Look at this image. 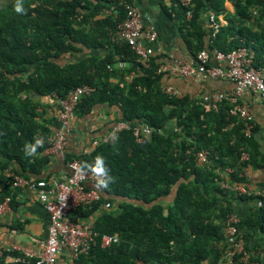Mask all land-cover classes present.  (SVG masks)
I'll use <instances>...</instances> for the list:
<instances>
[{
  "label": "trees",
  "instance_id": "obj_1",
  "mask_svg": "<svg viewBox=\"0 0 264 264\" xmlns=\"http://www.w3.org/2000/svg\"><path fill=\"white\" fill-rule=\"evenodd\" d=\"M225 1L195 0L191 20L185 7L172 9L186 28L191 53L196 57L205 48L228 53L245 47L254 52V66L264 67V0H231L234 12ZM16 2L0 0L2 200L11 196L14 204L6 170L11 167L30 178L50 161L48 155H39L51 146L52 135L42 98L59 102L70 90L89 84L94 90L81 98L75 116L108 105L119 111L112 125L126 121L130 127L113 140L105 141L104 134L85 153H66V161L81 164L103 155L115 177V183L99 190V201L73 211L82 219L92 218L97 233L89 251L76 256V264H229L225 227L232 214L240 218L235 225L245 239L249 264H264V250L251 245L255 233H264V196L255 195L254 189L248 195L230 188L251 185L247 171L264 170L254 121L233 115L234 104L226 98L214 108L211 98L166 92L165 72H159L165 55H153L143 65L118 35L131 0H21L24 14L15 11ZM209 10L227 19L214 36L200 19ZM79 45L89 49V55L64 61L82 49ZM118 60H126L128 67L118 68ZM138 67L143 75L127 80ZM141 125L152 129L143 142L134 135ZM37 136L44 140L43 147L36 156H25L24 145ZM200 151L207 152L202 164L197 160ZM244 153L248 159L242 158ZM257 187L264 189V181ZM241 203L251 204L245 214L237 209ZM104 234L118 235V241L103 247ZM8 254L22 256L23 262L15 264L35 262L4 251L1 264ZM240 257H234V264H242Z\"/></svg>",
  "mask_w": 264,
  "mask_h": 264
},
{
  "label": "built area",
  "instance_id": "obj_2",
  "mask_svg": "<svg viewBox=\"0 0 264 264\" xmlns=\"http://www.w3.org/2000/svg\"><path fill=\"white\" fill-rule=\"evenodd\" d=\"M175 2L176 5L186 8V19L191 20L195 0H175ZM126 9L127 15L119 25L118 35L135 50L138 55V61L143 65H147L149 57L159 52L153 46L158 37L156 28L154 24L146 27L145 16L135 5L126 4ZM208 18L213 29L212 36H214L219 30L221 23L213 10H209ZM144 40L149 42V44L143 43ZM212 59H214V63L211 62ZM253 63L254 52L245 47H240L228 53L218 49L213 51L201 50L192 63L178 66L170 63L162 64L159 72L169 71L187 76L199 72L205 77L230 79L236 84V88L232 93H217L208 98H211L214 108H217V103L222 99H229L234 104L231 110L233 115H239L243 119H251L248 108L240 101L243 90L246 88L252 90L264 101V67H255ZM128 65L126 60H118L116 63L118 68H126ZM107 67L109 70L114 68L110 64ZM143 72V69L138 67L128 73L126 79L130 81L143 75ZM93 90V86L83 84L70 90L66 97L59 100L61 127L54 130L48 141L50 142V147L55 151L60 150L62 152L64 160L66 154L63 149L67 144L66 136L72 130L77 104L83 96L89 95ZM164 90L176 96L182 95L178 88L170 84H165ZM129 127L130 125L126 121L116 122L105 133L104 140H113L122 129ZM250 130L251 126L248 127L246 132L250 133ZM151 133L152 129L148 125L137 126L134 130V135L139 142H143ZM248 157L247 153L242 155L243 159H248ZM197 160L201 164L205 163L207 161V152L200 151L197 154ZM65 163L67 171L59 177L51 176L33 179L17 174L11 167L6 170L7 176L12 178L13 186L26 187L36 192L39 200L50 214L48 236L43 244L42 251L40 253L28 252V258L35 259L33 264H55L58 255L64 248H68L74 256L87 253L97 235L91 222L70 219V214L79 206L90 205L101 199L100 191L89 187V184H95L96 178L87 170L86 174L81 178L75 171V168L81 165V162L77 159L65 160ZM226 186L230 187L228 184ZM230 188L239 194L248 195L252 193L251 189H254L255 195L264 196V189L253 187L246 183ZM11 199V196H6L0 201V219L11 210ZM106 206L109 207L110 203H107ZM239 220L240 218L236 214H232L225 227V236L228 241L226 252L229 264H234V257L237 255L241 256L240 261L242 264H249L250 253L245 250V239L235 225ZM116 241H118V235L104 234L102 236L103 247L110 246ZM4 251L0 250V256Z\"/></svg>",
  "mask_w": 264,
  "mask_h": 264
},
{
  "label": "crops",
  "instance_id": "obj_3",
  "mask_svg": "<svg viewBox=\"0 0 264 264\" xmlns=\"http://www.w3.org/2000/svg\"><path fill=\"white\" fill-rule=\"evenodd\" d=\"M131 1L133 5L143 12L146 19V27L154 24L156 28L158 37L153 46L159 51L157 54L163 53L165 55L162 64L187 65L196 59L197 56L194 57L190 50L185 33L186 28L181 24L178 15L172 10L173 8L177 9L178 6L175 0ZM225 4L229 12H234V5L231 0H226ZM107 12L110 11L108 10ZM208 13L209 11L202 13L200 19L207 30L211 29L213 32L209 23ZM217 16L221 25L227 24L225 14ZM208 36L206 37L205 45H208L210 41ZM143 43L149 44L145 40ZM79 47L82 49L64 56V61H79L89 55V49L82 45H79ZM203 50L213 51L208 48ZM100 52L102 53L103 51ZM211 62L214 63V59ZM163 82L178 88L181 91V96L189 95L193 97L204 96L208 98L217 93L230 94L236 88V84L230 79L205 77L199 72L187 76L167 71L164 74ZM42 101L47 105L45 117L52 122L50 128L53 134L55 129L61 127L59 102L58 99L50 96L43 97ZM240 101L249 110L251 119L257 127L256 137L264 152V101L257 93L247 88L243 90ZM118 116V108L109 107L108 105H98L84 116H75L72 130L66 136L67 144L64 146L63 152L65 154L79 155L89 151L94 141L101 138L113 126L114 119H117ZM39 155H48L50 161L41 171L30 173V178L59 177L67 171V166L60 150L55 151L52 147H49L43 153H39ZM247 174L253 187H257L264 181V170H250L247 171ZM89 187L95 188L93 184H89ZM12 188L15 191L14 204L11 206V210L0 219V250L11 253L18 252L28 258V252L40 253L42 251L43 244L48 236L50 214L39 200L36 192L22 186H13ZM5 191L6 187L0 185V201ZM236 205H238L237 209L240 212H244V214L249 211L248 209L251 206L249 203ZM70 219L92 221V218L82 219L77 217L74 212L70 214ZM251 239V245H254L258 252H262L264 250V233H255ZM75 259L76 256L68 248H64L58 255L55 264H76ZM21 261L23 262L22 256L8 254L5 258V264H15ZM220 264L226 263L221 262Z\"/></svg>",
  "mask_w": 264,
  "mask_h": 264
},
{
  "label": "clouds",
  "instance_id": "obj_4",
  "mask_svg": "<svg viewBox=\"0 0 264 264\" xmlns=\"http://www.w3.org/2000/svg\"><path fill=\"white\" fill-rule=\"evenodd\" d=\"M15 11L18 14L26 13L22 6L21 0H17L15 4ZM44 145V140L37 136L34 142L26 143L23 147L24 155L27 157H34L37 155V150ZM75 167V166H74ZM86 170L96 178L94 187L98 190H104L109 187L111 183H115V177L110 174V169L106 164V159L103 155L98 154L94 158V162H82V164L75 168L76 173L82 178L86 174Z\"/></svg>",
  "mask_w": 264,
  "mask_h": 264
}]
</instances>
